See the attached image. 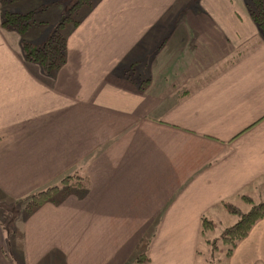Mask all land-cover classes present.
I'll return each mask as SVG.
<instances>
[{"label": "crops", "instance_id": "obj_1", "mask_svg": "<svg viewBox=\"0 0 264 264\" xmlns=\"http://www.w3.org/2000/svg\"><path fill=\"white\" fill-rule=\"evenodd\" d=\"M76 2L0 0V170L26 200L74 170L87 181L19 234L0 221V264H192L202 218L264 196V37L245 0H85L45 73L22 44ZM6 11L35 23L5 27ZM222 263L264 264V217Z\"/></svg>", "mask_w": 264, "mask_h": 264}, {"label": "rangeland", "instance_id": "obj_2", "mask_svg": "<svg viewBox=\"0 0 264 264\" xmlns=\"http://www.w3.org/2000/svg\"><path fill=\"white\" fill-rule=\"evenodd\" d=\"M92 1V5H94L99 0H90ZM84 3V2H83ZM64 4H59L57 8H53L51 10H47L45 13H41V15H37L36 18L39 19V17L43 18L46 17V19L51 21L52 17L56 18L57 14L56 12L63 8ZM89 6L87 3H84V8L86 9ZM74 16V15H73ZM39 28V26H38ZM37 28V29H38ZM44 28V27H40ZM65 61V56H64ZM63 61V63H64ZM63 63H61L58 67H60ZM211 157V154L206 155ZM9 170H0V221L2 224V227H4V233L8 234L11 229L15 231V234L20 233V227L22 226V221L24 219L25 213L32 211L28 210V204L25 197L20 196L18 198H21V200H18L17 194H21L20 191H17L18 185H20L16 179L18 177L12 178L14 176V172L11 171L8 174ZM52 173H57V171L53 170ZM53 175V174H51ZM50 175V176H51ZM58 177H54L53 180L48 181L52 182L56 180ZM56 183V184H55ZM55 185L48 186L46 189H51L57 187L56 190L49 191L50 197L49 201L52 200H60L63 199L64 196L69 194L71 191H78L83 192L86 189L87 181L85 179V170H74L70 172L67 176H63V178H58V180L55 181ZM13 189L9 190V189ZM8 189V190H7ZM45 190V189H44ZM24 192V190H23ZM26 192V191H25ZM35 193V192H34ZM32 193V194H34ZM25 195H28L25 194ZM16 197V198H15ZM29 197V196H28ZM264 198V196H263ZM262 198V199H263ZM25 199V201H24ZM28 199V198H27ZM46 202V201H45ZM255 201L254 203H256ZM243 203L245 205L247 204L248 207H250V203H248L246 200H243ZM14 205L13 207H3V205ZM223 209L225 212H227L228 217L227 219L223 214H220L218 217L214 218L213 222L206 221V219L202 218L200 223V230H198L197 238L194 240V251L192 252V258L195 259V261L192 264H223L222 261L226 260L230 254H226L227 250L230 248V243L228 240H224V229L233 225L237 221V216L233 213V208L235 206H232L230 203H222ZM10 209H13L10 211ZM238 209V208H237ZM12 212L13 214H8V212ZM240 211V209H238ZM6 212V213H4ZM242 212V211H241ZM3 213V214H2ZM226 214V213H225ZM229 214H234V220L229 217ZM11 215V216H9ZM263 218V217H262ZM12 222L10 223V221ZM261 219V218H260ZM259 220V219H258ZM257 220V221H258ZM255 221L249 228L248 232L252 228V226L257 222ZM20 226V227H19ZM12 227V228H11ZM19 227V228H18ZM9 229V230H8ZM8 230V231H7ZM247 235V234H246ZM244 239V238H242ZM241 239V240H242ZM239 240L233 249L236 247V245L241 241ZM192 243V246H193ZM230 252V253H231ZM48 259V258H47ZM147 260V255L137 259V262H145ZM131 259L127 261L128 264H130Z\"/></svg>", "mask_w": 264, "mask_h": 264}, {"label": "trees", "instance_id": "obj_3", "mask_svg": "<svg viewBox=\"0 0 264 264\" xmlns=\"http://www.w3.org/2000/svg\"><path fill=\"white\" fill-rule=\"evenodd\" d=\"M85 0H77V2L69 8L66 14H63L58 24L54 27L47 38L39 45H33L23 42V52L26 59L38 63L45 73H49L58 67L64 61L66 39L61 33V27L70 17V12ZM245 5L252 22L257 27L259 33L264 37V0H245ZM33 11L26 13L5 12L2 18V25L13 28L18 32H23L26 28L33 25ZM55 188L37 191L31 194L27 199L28 210H33L45 201H49V191ZM244 200L250 203V207L241 212L237 208H233V213L237 216V221L224 229V240H228L230 248L226 254H230L234 245L244 238L248 233L250 226L258 219L264 217V198L254 203L251 198L244 196Z\"/></svg>", "mask_w": 264, "mask_h": 264}]
</instances>
